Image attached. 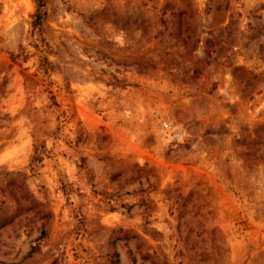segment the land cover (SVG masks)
I'll list each match as a JSON object with an SVG mask.
<instances>
[{"label":"rangeland","instance_id":"1","mask_svg":"<svg viewBox=\"0 0 264 264\" xmlns=\"http://www.w3.org/2000/svg\"><path fill=\"white\" fill-rule=\"evenodd\" d=\"M0 0V264H264V0Z\"/></svg>","mask_w":264,"mask_h":264},{"label":"trees","instance_id":"2","mask_svg":"<svg viewBox=\"0 0 264 264\" xmlns=\"http://www.w3.org/2000/svg\"><path fill=\"white\" fill-rule=\"evenodd\" d=\"M37 5H38V10L36 11V13L34 14V25L39 22V20L41 19V17L43 16V13H41V7L43 6L44 0H36Z\"/></svg>","mask_w":264,"mask_h":264}]
</instances>
